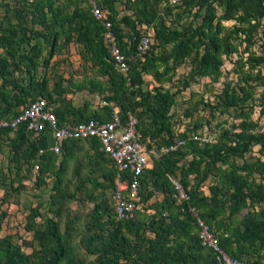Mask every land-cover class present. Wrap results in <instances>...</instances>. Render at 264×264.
<instances>
[{"label":"trees","instance_id":"obj_1","mask_svg":"<svg viewBox=\"0 0 264 264\" xmlns=\"http://www.w3.org/2000/svg\"><path fill=\"white\" fill-rule=\"evenodd\" d=\"M71 1L73 12L66 15L56 0H0L7 11L0 16V119L14 118L31 101L45 97L54 105L59 125L90 119L106 121L117 108L120 114L134 112L147 148L168 146L178 138L185 142L151 158L150 166L139 177L134 216L120 220L112 204L117 169L97 138L65 140L59 154L49 149L39 154L47 144L45 134H34L25 124L1 128L0 150L4 139L8 147L5 170L0 168L2 201L22 193L24 180L31 177L28 170L37 161L34 185H50L54 193L47 204L54 211L53 207L66 197L61 184L67 158L74 145L86 141L98 154L97 161H111L104 172L112 193L110 205H94L99 213L96 220L105 211L107 218L99 231L85 238L89 252L94 254V259L85 264H121L122 259L125 264H217L212 251L200 244L191 207L217 230L219 244L230 256L246 264H264V159L245 157L255 146L264 155V131L252 119V106L248 105L257 87L264 84V0H99L112 23L117 45L128 58L126 75L116 68L103 42L104 28L89 4L80 6V0ZM117 1H123L127 13L119 15ZM225 21L232 23L226 25ZM62 34L66 35L65 42L74 38L83 45V58L90 60L97 68L96 75L104 78L90 80L87 88L103 95L106 103L100 109L90 110L87 104L74 106L63 96L60 81L49 87L48 77L39 75V69L46 67L54 55ZM145 35L150 38L149 49L138 55ZM232 53L238 54L232 69L237 81L235 85L225 83L206 107L210 113H231L238 121L220 127L212 141L195 139L199 134L187 128L175 132L171 108L181 89L171 91L163 84L170 82L185 63L189 69L182 88L204 76L216 82L224 57ZM149 75L158 85L145 89V76ZM259 105L264 114V92L259 94ZM61 153L63 158L57 167L55 162ZM174 176H179L186 188L187 199L176 197L170 180ZM159 193L163 197L150 204L153 212L146 223L137 221L141 205ZM244 208L247 211L242 213ZM33 210L34 216L40 215L39 205ZM6 214L0 203V231ZM26 229L32 230V244L37 247L25 253L11 241L10 234L0 236V264H62L72 259L53 216L43 217L35 227L28 224Z\"/></svg>","mask_w":264,"mask_h":264},{"label":"rangeland","instance_id":"obj_2","mask_svg":"<svg viewBox=\"0 0 264 264\" xmlns=\"http://www.w3.org/2000/svg\"><path fill=\"white\" fill-rule=\"evenodd\" d=\"M77 3L80 6L87 5L86 0H80ZM56 4L63 14L70 15L73 12L74 3L71 0H56ZM116 4L119 15L127 13L123 1H117ZM6 12L3 5L0 4V16L5 15ZM13 12L9 11L11 15H14ZM197 21L194 23H197ZM231 23L232 21L224 22L226 25ZM66 32H68L67 28ZM72 33L75 35L76 30H73ZM65 36V34H62L59 38L54 55L50 58L46 67L39 69V75L48 77L49 87L54 82L60 81L64 87L62 88L63 96L72 104H87L90 110L100 109L105 101L103 95L90 92L87 88L90 80L104 78L96 75L97 68L91 64L90 60L83 58L81 54L83 45L76 42L74 38L69 42H65ZM255 49L259 51L258 47H255ZM1 53L3 51L0 48ZM44 53H47V51L45 50ZM237 57V53L224 57L221 65V75L216 82H212L209 76H204L188 87L182 88L183 77L189 69L188 63H185L177 68V72L170 82L163 84L165 88H169L171 91L181 89L177 92L176 102L171 108V120L175 132L187 128L190 129L192 134H199L214 140L220 127H230L234 121H238L233 119L231 113H220L218 111L210 113L206 107V103L215 100L217 93L225 83L230 82L235 85L237 75L232 69ZM156 85L158 83L150 75L145 76L143 85L145 89H152ZM261 92H264V84L257 87L254 99L248 101V105L252 106L251 117L257 122L264 115L260 113L259 94ZM197 125L200 126L197 127ZM2 142L0 168L5 170L8 153L7 139ZM258 147L255 146L245 157L248 160H252L254 157L264 159V155L259 154ZM190 157V155L187 156L188 159ZM62 158V153L57 155L55 164H58ZM236 159L238 162L242 161V158L237 157ZM97 160L98 154L85 142H79L75 145L71 156L67 158L65 172L62 174L61 185L65 189L66 197H63L59 204L53 207L54 211L49 210L47 204L49 195L54 193V191L51 193L50 185L39 188L34 185L33 175L37 171L34 165L38 164L37 161L28 170L31 177L24 180L26 187L18 196H10L7 201H2L3 190L0 183L1 210L7 213L1 223L0 236L10 234L13 243L19 245L25 253H31L37 246L35 242L32 244V230L26 229L27 225L35 227L42 222L43 217L53 216L58 221L66 245L72 254V259H67L62 264H85L93 260L94 254L89 252V246H87L85 238L99 231L102 221L107 218L105 211L101 218L99 217V220H96L99 213L94 210V205L96 202H105V204L110 205L112 193V188L108 186L109 182L102 178L104 170L111 167V161L99 162ZM48 179L50 181L51 176ZM97 183L99 185L96 186ZM154 199L156 198L153 197L145 202L143 206L141 205L139 210L141 212L135 216L137 221L146 223L147 217L153 212V207L150 204L153 203ZM148 204L152 208L148 207L146 209ZM37 205H39L40 215L34 216L35 211L33 208ZM246 211L247 208H244L242 213ZM104 231H106V228H104ZM125 262L126 260L122 259L121 264H125Z\"/></svg>","mask_w":264,"mask_h":264},{"label":"built area","instance_id":"obj_3","mask_svg":"<svg viewBox=\"0 0 264 264\" xmlns=\"http://www.w3.org/2000/svg\"><path fill=\"white\" fill-rule=\"evenodd\" d=\"M86 1L90 6L92 15L104 28L103 42L108 47L116 68L126 75L129 68L128 58L117 45L111 21L100 7L99 0ZM174 1L171 0V2ZM149 45V36H143L140 40L138 55L144 54L149 49ZM19 124H25L26 129L34 134H45L47 144L38 150L39 154L48 149L59 154L65 140L97 138L102 150L112 159L117 169L114 177L115 190L112 195V204L115 217L120 220L133 218L138 206L139 177L150 166L151 158H158L168 151L175 150L185 142L184 139L178 138L168 146L158 149L154 147L147 148L143 140V134L137 127L138 118L134 112L127 110L124 114H120L117 108L111 114V118L106 121L90 119L74 124L59 125L54 105L45 97H39L31 101L27 108L14 118L0 119V129H13ZM259 130L264 131V115L259 121ZM194 138L199 141L211 140L199 135H195ZM34 168L37 170L38 164H35ZM170 180L176 197L179 200L187 199L186 188L179 176L170 177ZM190 213L197 224L200 244L212 251L217 264H246L223 250L219 244L217 230L199 216L195 207L190 208Z\"/></svg>","mask_w":264,"mask_h":264},{"label":"crops","instance_id":"obj_4","mask_svg":"<svg viewBox=\"0 0 264 264\" xmlns=\"http://www.w3.org/2000/svg\"><path fill=\"white\" fill-rule=\"evenodd\" d=\"M74 106H81V105H75V104H73ZM115 110V109H114ZM85 143L88 145V143L85 141ZM69 148L71 149V147L69 146ZM74 148H75V145H74V147H73V150H74ZM73 150H72V152H73ZM57 165V167H58V164H56ZM110 166H111V164H110ZM105 174H106V172H104L103 174H102V178H103V180H105L106 178H105ZM205 188L207 187V185L206 186H204ZM162 197H163V195L161 194V193H159V194H157L154 198H156V199H158V200H160V199H162Z\"/></svg>","mask_w":264,"mask_h":264}]
</instances>
